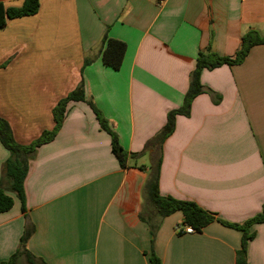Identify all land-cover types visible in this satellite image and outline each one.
<instances>
[{
  "label": "crops",
  "instance_id": "0c3cea01",
  "mask_svg": "<svg viewBox=\"0 0 264 264\" xmlns=\"http://www.w3.org/2000/svg\"><path fill=\"white\" fill-rule=\"evenodd\" d=\"M38 4L35 14L0 28V118L21 145L53 130V108L82 81L122 150L139 153L182 106L200 52L234 59L246 34L264 37V0ZM104 37L126 46L118 70L102 64ZM200 83L208 91L191 101L187 117H175L162 144L158 191L195 203L214 221L191 234L176 232L178 211L148 221L142 188L150 155L120 167L88 104L69 102L29 164L25 212L9 194L12 207L0 213V264L16 253L27 224L25 250L45 264H151L152 256L160 264H236L242 232L220 221L242 225L264 209V44L239 64L203 69ZM7 157L0 143V177ZM247 230V263L264 264V223ZM27 262L18 254L13 264Z\"/></svg>",
  "mask_w": 264,
  "mask_h": 264
},
{
  "label": "trees",
  "instance_id": "16d2710c",
  "mask_svg": "<svg viewBox=\"0 0 264 264\" xmlns=\"http://www.w3.org/2000/svg\"><path fill=\"white\" fill-rule=\"evenodd\" d=\"M38 0H25L18 8H5L0 3V28L10 19L30 16L38 10ZM103 49L101 50V61L106 67L113 70H118L121 66L122 59L125 53L126 46L123 42L111 38H103ZM258 44H264V37H260L256 32H249L242 38V47L236 53L234 59L227 57H217L213 54L200 52L197 56L195 67L189 74V84L184 96L183 104L180 108L171 110L167 113L166 122L159 132L150 140H148L141 152L129 154L122 150L119 146L117 137L108 125L106 119L93 105L91 101L86 99L84 94V84L82 81L72 90L64 99L60 100L52 110V117L55 126L50 132H43L35 141L28 145L17 143L11 133L8 123L0 118V143L7 150L8 157L2 165L0 177V213L9 210L13 204V198L9 194H13L20 202L22 212H25V195H24V180L26 178L29 164L33 160L36 150L42 144L53 139L55 133L59 129L62 120L66 113V105L69 102H85L91 108L95 118L100 126V129L105 131L110 136L111 152L116 157L120 167H126V161L130 158H137L145 153L150 155L149 174L142 188V196L144 204L147 208V220L151 221V216H156L159 220L178 211L182 215L181 225L189 226L194 232L201 230L215 220L214 215L207 212L195 203L189 201L176 200L171 197H162L158 191V177L161 166V150L162 144L174 130L175 117L177 115L187 117L190 112L191 101L208 89L200 83V73L203 69L212 70L221 65H235L241 63L248 50ZM88 61H84V65ZM141 219H145L140 214ZM149 223V222H148ZM223 225L240 230L242 232L240 248L236 251V264H248L246 259V245L248 240L253 238V233H248V228L252 224L264 223V209L262 213L246 221L242 225H232L221 222ZM152 234L156 225L150 224ZM33 231V227L27 224L19 241V247L16 253L12 255L8 263L13 264L16 256L22 254L25 256L28 264H45L40 259H35L25 250V243ZM181 234V232L179 233ZM151 264H160L159 260L152 256Z\"/></svg>",
  "mask_w": 264,
  "mask_h": 264
},
{
  "label": "built area",
  "instance_id": "2783aa9c",
  "mask_svg": "<svg viewBox=\"0 0 264 264\" xmlns=\"http://www.w3.org/2000/svg\"><path fill=\"white\" fill-rule=\"evenodd\" d=\"M164 0H157V2L160 4V3H162ZM176 232H178V233H183V234H191V233H193L194 231H193V229L191 228V227H189V226H186V227H183L182 229H177V231Z\"/></svg>",
  "mask_w": 264,
  "mask_h": 264
}]
</instances>
